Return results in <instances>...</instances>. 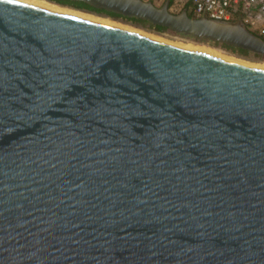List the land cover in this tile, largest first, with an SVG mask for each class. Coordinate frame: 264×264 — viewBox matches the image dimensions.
<instances>
[{"label": "water", "instance_id": "water-1", "mask_svg": "<svg viewBox=\"0 0 264 264\" xmlns=\"http://www.w3.org/2000/svg\"><path fill=\"white\" fill-rule=\"evenodd\" d=\"M69 1L264 56L240 19ZM58 7L0 0V264H264V69Z\"/></svg>", "mask_w": 264, "mask_h": 264}, {"label": "built area", "instance_id": "built-area-1", "mask_svg": "<svg viewBox=\"0 0 264 264\" xmlns=\"http://www.w3.org/2000/svg\"><path fill=\"white\" fill-rule=\"evenodd\" d=\"M164 4L165 0H150ZM182 1V0H177ZM172 0L171 3H175ZM195 18L217 21L240 19L245 27L264 38V0H186ZM171 4V5H172Z\"/></svg>", "mask_w": 264, "mask_h": 264}, {"label": "rangeland", "instance_id": "rangeland-1", "mask_svg": "<svg viewBox=\"0 0 264 264\" xmlns=\"http://www.w3.org/2000/svg\"><path fill=\"white\" fill-rule=\"evenodd\" d=\"M41 1H45V2H48L46 0H41ZM143 1H150V0H143ZM152 2V1H150ZM50 4H53L55 5L54 3H51V2H48ZM153 4L156 6V7H161L163 4H157L155 1H153ZM57 6V5H55ZM185 7H189V3L186 2V0H182V1H177L175 3H173L171 6H169L168 10L171 14H174V15H178L180 14L184 9ZM60 8V7H59ZM64 9H66L65 7H62ZM189 9V8H188ZM67 10H70V11H73L71 9H67ZM73 12H78V11H73ZM78 13H82V14H85V15H90L92 17H96L98 19H102V20H105V21H109V22H113L115 24H118V25H121V26H124V27H128V28H132L134 30H137V31H140L142 33H145V34H150L154 37H158L160 39H164L166 41H170V42H173V43H179V44H190L192 46H201V47H204V48H210L212 49L213 51L223 55V56H226L228 58H232V59H235V60H238V61H242V62H246L248 64H254V65H261V66H264V56H261V57H255V56H239L237 54H234L224 48H222L219 44L218 45H214V44H209L207 42H197V41H194L193 39L190 40V39H186V38H182L180 35H176L170 31H166L164 33H157L155 32L154 30L152 29H149L147 26H134L132 25L131 22H128V21H125L121 18H110V17H107L106 15H102V14H93V13H88V12H83V11H79ZM236 21V20H233V22ZM211 43V42H210ZM254 55V54H253Z\"/></svg>", "mask_w": 264, "mask_h": 264}, {"label": "trees", "instance_id": "trees-1", "mask_svg": "<svg viewBox=\"0 0 264 264\" xmlns=\"http://www.w3.org/2000/svg\"><path fill=\"white\" fill-rule=\"evenodd\" d=\"M48 2H51V3H54L55 5L57 6H60V7H65V8H70L72 10H75V11H87L89 13H95V14H103V15H106L107 17H110V18H121L125 21H128V22H131L132 25L134 26H147L149 29H152L154 30L155 32L157 33H164L166 32L167 30L162 28V27H159V26H153L145 21H141V20H138V19H126V18H122L120 16H117V15H114V14H111V13H105L103 11H98V10H94L92 9L91 7H88L87 5L81 3V2H72V1H69V0H46ZM171 4V2H170ZM169 4V5H170ZM185 10L187 11V14L190 18H195L194 15L188 10V7H185ZM255 36L261 38L262 40H264L263 37L259 36L256 32H252ZM182 38H186V39H190L188 37H184L182 35H180ZM192 40V39H190ZM194 41H197V42H207L209 44H214V45H218V44H215V43H210L209 41H205V40H202V39H193ZM220 45V44H219ZM218 45V46H219ZM222 48L234 53V54H237L239 56H245L247 57L248 55L249 56H255V57H261L259 55H253L249 52H247L246 50H243V49H235V48H231V47H228V46H225V45H220Z\"/></svg>", "mask_w": 264, "mask_h": 264}, {"label": "bare ground", "instance_id": "bare-ground-1", "mask_svg": "<svg viewBox=\"0 0 264 264\" xmlns=\"http://www.w3.org/2000/svg\"><path fill=\"white\" fill-rule=\"evenodd\" d=\"M33 1L41 2V3L47 4V5H51V6L57 7V6L53 5V4H50L48 2L41 1V0H33ZM61 9H63V8H61ZM64 10H67V9H64ZM68 11H70V10H68ZM76 13H78V12H76ZM79 14H82V13H79ZM83 15H85V14H83ZM86 16H90V15H86ZM90 17H92V16H90ZM94 18H96V17H94ZM148 35H150V34H148ZM150 36H152V35H150ZM156 38H158V37H156ZM161 40H164V39H161ZM164 41H166V40H164ZM167 42H170V41H167ZM170 43H173V42H170ZM173 44L180 45V46H183V47H187V48H190V49H194V50H197V51H200V52H204V53H207V54H210V55H213V56H216V57H219V58H222V59H225V60H228V61L237 63V64H241V65H245V66H250V67L257 68V69H264V66H261V65L248 64L246 62H242V61H238V60H235V59H232V58H228L226 56H223V55H221V54L213 51L212 49H210L208 47L207 48H204V47H201V46H196L195 47V46H192L190 44H179V43H173Z\"/></svg>", "mask_w": 264, "mask_h": 264}, {"label": "flooded vegetation", "instance_id": "flooded-vegetation-1", "mask_svg": "<svg viewBox=\"0 0 264 264\" xmlns=\"http://www.w3.org/2000/svg\"><path fill=\"white\" fill-rule=\"evenodd\" d=\"M172 0H169V4H170V2H171ZM172 4V3H171ZM171 4L169 5V6H171ZM83 12H87V11H83ZM89 13V12H88ZM93 14H95V13H93ZM103 15V14H102Z\"/></svg>", "mask_w": 264, "mask_h": 264}, {"label": "clouds", "instance_id": "clouds-1", "mask_svg": "<svg viewBox=\"0 0 264 264\" xmlns=\"http://www.w3.org/2000/svg\"><path fill=\"white\" fill-rule=\"evenodd\" d=\"M250 31V30H249ZM251 32V31H250Z\"/></svg>", "mask_w": 264, "mask_h": 264}]
</instances>
